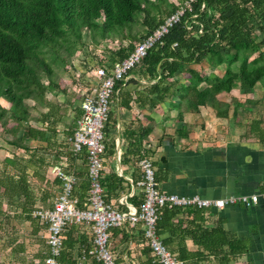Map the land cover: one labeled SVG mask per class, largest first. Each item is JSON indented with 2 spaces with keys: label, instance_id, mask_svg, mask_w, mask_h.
<instances>
[{
  "label": "crops",
  "instance_id": "1",
  "mask_svg": "<svg viewBox=\"0 0 264 264\" xmlns=\"http://www.w3.org/2000/svg\"><path fill=\"white\" fill-rule=\"evenodd\" d=\"M190 69L204 74L211 71L206 61L186 65L164 81L162 85L172 82L173 87L168 94H162L152 89L159 75L152 78L145 67L138 66L114 90L111 120L105 125L102 162V185L108 201L126 196L129 204L137 206L141 202L140 189L135 185L140 177L137 161L141 154L152 160L158 188L163 192L227 198L264 190V86L256 82L250 89L218 93L213 103L186 108L179 105V88L188 84ZM30 141L44 145V141ZM6 157L12 156L4 155L3 159ZM67 165L78 178L76 195L86 194L84 156L83 159L68 157ZM109 176L113 181L106 184ZM48 179L46 189L40 190L44 196L40 205L43 208L52 203L53 192L59 190L55 179ZM202 209L200 220H193L182 209L172 218V232L168 230L160 235L162 239H170L171 244L166 247L181 257L184 264H219L190 235L197 227L217 224L249 243L248 250L230 264H264V199L249 207L233 204ZM37 221L31 223L32 236L40 238L32 240L31 254L25 245L20 243L18 248H13L10 243V250L0 254L4 258L2 264L42 262L47 254V231L46 225ZM142 232L140 223L110 230L109 246L118 264H159ZM63 235L60 264H100L86 253L92 247V231L87 224H70ZM15 249L20 251L17 256Z\"/></svg>",
  "mask_w": 264,
  "mask_h": 264
},
{
  "label": "trees",
  "instance_id": "2",
  "mask_svg": "<svg viewBox=\"0 0 264 264\" xmlns=\"http://www.w3.org/2000/svg\"><path fill=\"white\" fill-rule=\"evenodd\" d=\"M146 1L82 0L87 7L84 22L88 24L90 15L102 11L106 17L103 25H106L111 21L116 7L117 23H129L136 12H146V7L142 6ZM183 1L180 0V4ZM178 6L172 5L166 15L174 12ZM73 9L74 0H0V96L10 102L9 107L0 105V125L5 128L9 121H28L30 112L23 103L26 97L47 108L42 114L41 128L30 125L25 128L26 138L44 141L46 145L34 149L25 147L28 152L26 158L14 155L0 163V204L1 199L12 205L20 202L21 213L27 218L38 200L31 178L42 180L41 174L47 165L41 151L51 150L55 146L56 141L52 140L55 132L51 136L48 132L53 122L60 118L59 107L45 98L46 89L53 91L58 86L51 80L45 86L35 74L33 64L39 63L44 72L51 74L49 64L39 57L38 52L46 45L50 48L55 46L57 39L64 34L62 26L72 25ZM162 18L147 33L155 29ZM261 21L264 22V0H196L192 10L184 13L180 22L162 38L161 44L148 51L139 66L145 67L152 78L159 75L152 89L168 94L173 83L167 86L162 84L184 66L201 61L213 66L222 64L221 75L214 71L204 74L194 69L188 70L191 78L187 85L179 88V105L186 108L198 107L208 101L213 103L218 93L235 88L250 89L256 82L264 86V52L259 49L264 39L260 42L254 39V29ZM132 48L119 52L115 57L110 56L111 61L124 58ZM261 64L263 67L259 68ZM13 83L26 90L27 96L16 95L11 87ZM121 84L117 82L115 89ZM110 113L111 109L107 124L111 120ZM61 155L65 156L64 152ZM66 156L72 158L71 151ZM105 180L106 184L113 181L111 176ZM55 181L58 183L57 179ZM87 188L86 183V192ZM85 195H78L80 201ZM182 209L187 215H192L193 220H200L204 212L195 206L162 207L156 223L160 235L168 230L172 232V218ZM190 235L194 243L213 254L219 264L234 263L249 248L247 240L238 239L219 224L197 227ZM162 240L167 246L171 244L170 239Z\"/></svg>",
  "mask_w": 264,
  "mask_h": 264
},
{
  "label": "built area",
  "instance_id": "3",
  "mask_svg": "<svg viewBox=\"0 0 264 264\" xmlns=\"http://www.w3.org/2000/svg\"><path fill=\"white\" fill-rule=\"evenodd\" d=\"M196 0H184L178 8L164 16L159 25L145 34L127 56L111 61L109 56L94 60L90 67L92 74L82 82L76 78L80 94L79 118L71 136V156L83 155L86 165L87 192L82 201L75 193L77 176L67 168V158L51 163L49 173L58 180V193L47 207H38L34 217L46 225L47 254L40 264H60L64 230L70 224H87L92 231V247L86 253L100 264H118L110 246V230L125 224L143 225V237L148 243L152 256L159 264H184L163 243L157 232L156 223L160 209L164 206L216 207L242 204L245 207L264 199V190L253 194H240L227 198H203L199 195L186 196L163 192L158 188L152 160L141 154L137 165L140 177L135 185L140 189L141 202L136 206L120 196L108 201L102 185L103 154L105 152V125L110 111L111 98L117 82H125L130 71L141 64L148 51L162 43V38L180 22L186 11H191ZM195 15H193L194 17ZM175 45V43H174Z\"/></svg>",
  "mask_w": 264,
  "mask_h": 264
},
{
  "label": "rangeland",
  "instance_id": "4",
  "mask_svg": "<svg viewBox=\"0 0 264 264\" xmlns=\"http://www.w3.org/2000/svg\"><path fill=\"white\" fill-rule=\"evenodd\" d=\"M179 4L180 0H147L142 3V6L146 7V12H136L133 20L123 25H120L115 20L118 16V11L115 7L111 21L103 25L106 17L102 11L98 14L90 15L88 24L87 21L84 22L87 7L82 3V0H74V9L71 11L72 25L62 26L64 34L57 39V43L53 48L46 45L38 52L39 57L44 58L45 62L49 64L51 74L44 72L39 63L33 64L35 74L45 86L49 80L58 86L54 91L47 89L45 91V98L59 107L60 118L58 121L53 122L48 132L49 136L52 135L53 131L55 132V138H53L56 143L54 147L50 148L51 150L41 151L45 156V165H47V168L43 169L41 174L42 180L31 178L33 192L38 200L35 202L29 218L21 213L22 205L20 202L12 205L6 203L5 199H1L0 254H6L8 248L10 250V243H13L11 246L13 248H18L17 246L20 243L25 245L29 252L28 254H31L33 248L32 240L40 238L32 236L31 223L34 220H38L37 222L40 223L39 219L34 217V211L41 207L42 199H44L40 190L46 189L48 177L53 178L49 173L48 166L51 163L60 161L61 152H64L65 156L66 153L70 152V144L66 138L72 135L79 118L80 94L77 92L76 78L83 82L84 78L90 76L92 71H90L88 66H91L94 60H101L104 58L103 56L115 57L119 52L129 50L156 22L168 13L172 5L178 6ZM254 37L255 42H260L264 39L263 21L257 23L254 29ZM259 49L264 52V44H260ZM258 67L262 68L263 66L261 64ZM210 70L220 75L223 65H210ZM11 87L16 95L24 94L27 96V91L23 90L21 86L13 83ZM23 103L30 112L28 121L25 123L9 121L5 128L0 125V163L4 155L14 156L17 155V152L19 153L18 156H28L26 149L21 147L24 144L26 148L31 149L46 145L45 142L44 145H41V143L34 145L35 143L25 137V128L29 125L34 127L41 126L42 114L47 111V108L38 101L28 97L24 98ZM0 105L9 107L10 102L0 96ZM78 158L83 159V155ZM57 193L58 191H54L52 195L54 196ZM47 203L49 204V202ZM14 253L16 254L14 256H17L20 251L17 249ZM3 259V256L0 255V264H2L1 260Z\"/></svg>",
  "mask_w": 264,
  "mask_h": 264
}]
</instances>
